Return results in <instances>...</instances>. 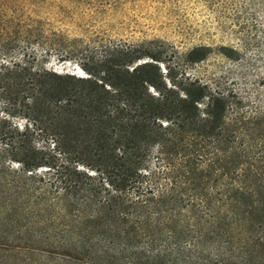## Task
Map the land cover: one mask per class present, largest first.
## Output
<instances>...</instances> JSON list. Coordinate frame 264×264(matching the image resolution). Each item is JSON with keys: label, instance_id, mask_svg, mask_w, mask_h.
<instances>
[{"label": "rangeland", "instance_id": "rangeland-1", "mask_svg": "<svg viewBox=\"0 0 264 264\" xmlns=\"http://www.w3.org/2000/svg\"><path fill=\"white\" fill-rule=\"evenodd\" d=\"M0 58L25 60L27 68L14 78L12 104L0 102V130L13 124L21 133L32 117L43 129L0 153L1 172L8 173L0 179V264H108L93 261L90 244L108 227L124 225L88 224L91 211L81 214L79 200L61 187L86 194V171L126 160L145 174L140 190L155 193L165 180L158 176L153 184L150 175L160 168L156 123L157 114L166 115L163 102L199 103L195 113L204 124L194 123L188 135L199 139L204 155L211 157L225 134L234 136L221 144L227 151L264 154V0H0ZM32 98L36 104L27 110ZM110 100L130 107L118 117ZM48 146L57 155L51 165L69 174L50 189L43 167L44 179L27 195L14 185L17 171L49 160ZM165 155H177L172 145ZM234 160L243 167L248 158ZM198 162L207 165L205 156Z\"/></svg>", "mask_w": 264, "mask_h": 264}, {"label": "trees", "instance_id": "trees-1", "mask_svg": "<svg viewBox=\"0 0 264 264\" xmlns=\"http://www.w3.org/2000/svg\"><path fill=\"white\" fill-rule=\"evenodd\" d=\"M147 63L144 61L142 65ZM22 71H27L25 60L0 58V102L8 107L12 104L14 78ZM32 97L38 98V95ZM27 104H30L28 110L31 105L35 106L36 100L32 98L31 103H24ZM107 104L114 108L112 112L118 117L130 107L113 100ZM198 104L196 100L187 99L163 102L166 115L157 114L161 117L156 123L160 140L155 167L156 170L160 168L150 175L153 184L158 183V176L165 180L163 185H157L159 189L155 193L149 187L140 190L142 188L136 185L145 174H141V169L132 162L125 164L128 155L122 164L103 166L92 173L86 171L88 175L84 177L90 180V191L86 194L71 192V188L74 190L71 185L61 187L66 195L72 194L76 203L79 200L81 214L92 212L89 219L81 215L82 222L86 218L88 224L104 220L124 225L119 230L108 227L105 238L90 244L94 246L93 261L107 260L108 264L115 263L116 259H125L129 264H264V154L252 157L250 150L227 151L221 144L232 141L234 136L225 134L220 135L218 145L213 146L212 156L204 155L199 139L188 135L194 130L189 127L194 123L202 126L205 121L202 114L195 113ZM9 126L6 131L0 130V153H11L16 144L24 140L22 136L27 138L35 130L43 131L37 128L38 121L33 117L21 133L15 125ZM43 128L46 131L48 126ZM187 135L191 138L186 143ZM170 145L177 155L162 158V155L169 157L165 151ZM45 150L43 154L49 160H41L39 164L25 163L17 171L19 176L13 184L27 195L31 185L44 179L41 168L49 171L50 189L55 187L54 182L64 184L63 179L69 174L64 172L67 167L51 165L57 159L56 149L48 146ZM120 154L122 156L123 152ZM134 156L141 161L139 154ZM203 156L207 165L200 168L198 159ZM234 156L248 160L243 167H238ZM74 172L80 174L78 168ZM7 175L0 169V179ZM37 189L38 184L34 192ZM78 246L83 247V244Z\"/></svg>", "mask_w": 264, "mask_h": 264}]
</instances>
